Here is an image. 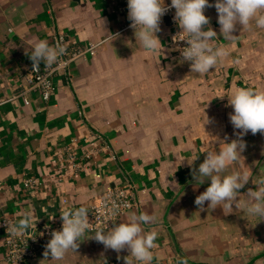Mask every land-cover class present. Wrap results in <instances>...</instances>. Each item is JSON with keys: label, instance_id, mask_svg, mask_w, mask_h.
Wrapping results in <instances>:
<instances>
[{"label": "crops", "instance_id": "obj_1", "mask_svg": "<svg viewBox=\"0 0 264 264\" xmlns=\"http://www.w3.org/2000/svg\"><path fill=\"white\" fill-rule=\"evenodd\" d=\"M204 14L205 30L216 31L214 43L229 55L198 74L168 44L173 30L182 31L177 22L160 24L161 45L149 53L131 27L123 28L113 0H0V221L16 223L29 213L36 225L26 233H35L66 209L84 206L89 213L106 189L123 186L126 178L135 186L137 206L114 226L133 213L156 217L142 225L144 232L158 233L151 264H264V220L244 211L248 189L264 179V135H244L242 157L222 173L249 174L237 197L240 209L233 204L225 215L222 206L212 209L207 201L201 209L194 201L210 181L197 185L192 177L207 152L239 138L228 96L239 88L264 91V28L254 21L246 28L237 24L236 38L224 40L215 7ZM58 31L72 49L101 44L70 64L69 77L54 78L48 102L29 91L24 104L20 72L30 63L33 44H52ZM68 151L74 164L66 160ZM27 177L38 181L34 193L22 187ZM95 232H86L63 260L51 261L43 252L26 264H126L128 249H105L91 238ZM3 240L0 227V264H6Z\"/></svg>", "mask_w": 264, "mask_h": 264}, {"label": "clouds", "instance_id": "obj_2", "mask_svg": "<svg viewBox=\"0 0 264 264\" xmlns=\"http://www.w3.org/2000/svg\"><path fill=\"white\" fill-rule=\"evenodd\" d=\"M127 7L130 27L142 48L149 53L157 52L161 45L156 35L161 31V18L171 9H175L173 18L182 29L180 34H186V38L181 40L188 45L180 49L181 55L184 61L190 62L191 71L198 74L213 70L229 55L226 47L214 43L218 40L216 31L211 27L205 30V26L209 25V18L204 14L206 8L215 7L220 34L224 40L236 38L233 33L237 24L246 28L254 21L258 28H264V0H215L214 5L209 0H171L170 5H166L165 0H127ZM175 38L176 36L173 37L174 40ZM65 53L66 49L60 43L52 45L47 40H38L33 44L29 55L33 71L39 70L41 62L46 67L58 64L59 58ZM228 98V104L233 108L229 119L234 129L240 130L239 138L224 143L218 152H207L198 169L192 170V177L197 185L210 181V185L195 198L194 203L201 209L206 201L212 209L222 206L225 215L232 213L233 204L237 209L241 208V200L237 201V197L241 198L239 190L245 187L250 176L247 172L240 171L225 175L222 173L242 157L241 153L246 148L242 139L244 135L249 131L253 135L258 132L264 135V91L239 88ZM196 159L188 160L189 165ZM256 185V190L248 189L244 211L249 216L264 220V179H260ZM110 211L112 215H116V205ZM60 217L62 230L51 233V239L43 253L45 258L51 256V261L63 260L69 251L75 252L79 248V241L90 231L88 209L84 206L66 209L60 213ZM155 220L156 217L148 213H133L126 222L113 226L107 233L98 230L91 238L103 244L105 249L117 253L127 248L129 256L138 264H151L152 249L156 247L158 233L144 232L142 225ZM35 225L31 214L26 213L15 224H7V228H10L12 235L23 236L26 235V230L34 229ZM128 257L125 258L126 264H132Z\"/></svg>", "mask_w": 264, "mask_h": 264}, {"label": "built area", "instance_id": "obj_3", "mask_svg": "<svg viewBox=\"0 0 264 264\" xmlns=\"http://www.w3.org/2000/svg\"><path fill=\"white\" fill-rule=\"evenodd\" d=\"M113 1L118 4V14L123 22V28L130 27L131 21L128 19L127 0ZM165 4L170 5L171 0H165ZM174 15L175 9H171L161 18V24L164 22V18L168 16L173 22L172 25L175 24L176 21L173 18ZM181 32L182 31L177 28L173 30L168 44L173 48L175 55L183 60L180 49L187 47L188 45L186 41L181 40L186 38V34H180ZM175 36L176 40L173 39ZM51 42L52 45L56 43L62 44L66 49V53L59 58L58 64L53 65L52 67H46L42 62L39 70L33 71L31 62L27 69L20 72V77L24 83L20 91V96L23 97L24 104H28L26 94L29 91L37 92L41 101L48 102L55 91L54 78L56 76L69 77L70 64L85 54L93 55L97 47L101 44V42L89 43L81 46V48L77 47L72 49L67 43L66 34L59 31L53 34ZM81 113L83 114V111H81ZM65 155L66 160L69 163L74 164V154L68 151ZM89 155L90 151L82 152V156L80 157L81 159H87L89 158ZM124 181L125 184H123V186L106 189L90 207L88 213L90 231L88 232L111 229L126 211L137 206L135 186L126 178H124ZM21 183L22 187L31 193H34L37 190L38 181L33 177L24 178ZM113 205H116V215H112L110 211ZM6 222L9 226L15 224L14 220L8 218H3L0 221V227L4 232V249L1 261L6 264H26L28 260L45 251V246L51 239V233L53 231L62 230V220L59 218L56 222L39 224L35 233L32 232L28 234L26 233V235L23 236H15L11 234L10 228H7ZM101 264L121 263L118 261H108Z\"/></svg>", "mask_w": 264, "mask_h": 264}, {"label": "water", "instance_id": "obj_4", "mask_svg": "<svg viewBox=\"0 0 264 264\" xmlns=\"http://www.w3.org/2000/svg\"><path fill=\"white\" fill-rule=\"evenodd\" d=\"M164 23H165V25H167V26H170V25H171V19H170L169 16L164 18Z\"/></svg>", "mask_w": 264, "mask_h": 264}, {"label": "trees", "instance_id": "obj_5", "mask_svg": "<svg viewBox=\"0 0 264 264\" xmlns=\"http://www.w3.org/2000/svg\"><path fill=\"white\" fill-rule=\"evenodd\" d=\"M30 63L32 62L31 60L29 61ZM42 63V62H41Z\"/></svg>", "mask_w": 264, "mask_h": 264}]
</instances>
